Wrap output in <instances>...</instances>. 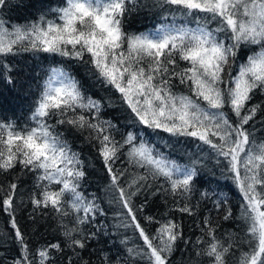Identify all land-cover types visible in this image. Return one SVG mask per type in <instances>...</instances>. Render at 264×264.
<instances>
[{
    "label": "snow or ice",
    "instance_id": "snow-or-ice-1",
    "mask_svg": "<svg viewBox=\"0 0 264 264\" xmlns=\"http://www.w3.org/2000/svg\"><path fill=\"white\" fill-rule=\"evenodd\" d=\"M25 6L0 0L4 85L23 74L16 57L44 53L76 61L111 95L96 98L70 65L50 66L28 122L0 119V210L12 229L0 247H17L0 264H96L98 248L99 264H177L178 249V264H264V101L252 103L264 96V0H41L35 18L13 22ZM141 11L160 23L127 31ZM116 107L123 126L103 115ZM60 126L95 149L107 177L99 193L85 187L96 164ZM219 180L235 185L238 210ZM157 199L165 211L148 213ZM28 205L33 233L51 220L63 242L33 248L17 221ZM172 212L201 234L185 237ZM108 240L114 251L99 247Z\"/></svg>",
    "mask_w": 264,
    "mask_h": 264
},
{
    "label": "trees",
    "instance_id": "trees-1",
    "mask_svg": "<svg viewBox=\"0 0 264 264\" xmlns=\"http://www.w3.org/2000/svg\"><path fill=\"white\" fill-rule=\"evenodd\" d=\"M41 0H24L25 7L13 9L10 13L12 21L17 23H23L25 20L35 18L37 9L40 6ZM45 4H52L55 6L58 0H43ZM143 2V0H142ZM151 2V0H149ZM34 5V6H28ZM160 23L158 15L154 12L141 11L138 13H133L130 19L127 20L125 24V28L130 32H142L145 30H149L155 27L156 24ZM15 61H18L16 67L22 68L23 74L19 76H14L16 80V86L13 88L10 85H4V82L0 80V119L7 118L10 120H16L21 125L28 122L29 115L34 107L35 97L38 95L39 85L42 83L43 79L46 76L47 69L50 66H59L61 64L70 65L71 70L78 76L79 79L82 80L85 87L89 89V91L96 97L101 98L107 93V90L101 91L99 85L96 87H90L91 81L84 75L83 68L76 61H68L62 60L61 57L56 56L52 57L47 54L41 53L37 57H33L31 53H22L20 56L15 58ZM181 90H183V86H181ZM113 99L118 102V94L113 95ZM264 101V96L257 95L252 103H260ZM103 115L106 119H113L118 122L121 126L124 124L123 120V112L119 107L116 108H106ZM60 130L65 131L67 138L72 141L73 137L75 140L73 142V147L82 152V156L85 159H91L95 164L96 168L88 169L90 176L88 177L85 187L88 192H100L101 187L106 183L107 177L102 170L100 165V161L95 159L97 153L95 149L92 148L90 144L84 141V137L74 130L67 128L66 126H60ZM86 135V133H85ZM161 136H167L166 133H160ZM182 140L187 141L189 146H192L196 143L191 138H181ZM194 151V148L192 149ZM175 156L176 154L173 153ZM217 175H219V170L216 169ZM208 177L201 178V184L207 185ZM0 182H3V177H0ZM219 184L222 186L223 190L227 192L230 196L231 203L234 211L238 210V204L241 199L240 193L236 189L235 185L229 180H219ZM31 185V179L26 178L22 182V187L26 190ZM20 195H23L25 201L27 202V192H21ZM171 203V202H169ZM105 208L108 205L105 203L103 205ZM31 210V205H28L26 208H23L17 212V221L21 226V229L25 231L27 234L31 236L30 243L33 248H35L38 244L44 243L45 240H60L63 242V238L58 235V233L54 232L53 229L55 227L54 222L51 220L48 221L47 225L41 222V226L37 233H33L32 226L33 222L28 218V212ZM146 211L150 214H162L165 211V206L159 202H157L146 209ZM171 215L178 221H182L183 223V231L185 237H190L193 241L196 236L200 235L199 229L195 227L193 223V218L188 216H181L179 212H172ZM215 216V213H213ZM221 224V231L224 229H231L232 222L231 221H222L221 218H216ZM111 222V218H110ZM155 228V225L151 226ZM12 232L11 226L9 224V217L6 212L0 210V238H4L8 236ZM112 240H116L118 244V239L113 237ZM100 248H104L106 251L111 250L114 251L115 245L112 244L111 240H108L102 243ZM182 248L183 245H180ZM0 252L8 257H12L17 253V247L13 243V241H8L7 247H0ZM85 259L89 258L88 251L84 252ZM99 248L97 253L91 256V259L96 261V264H99ZM187 252L184 253V259H187ZM181 256V252L178 249L176 253L173 255V260L179 262Z\"/></svg>",
    "mask_w": 264,
    "mask_h": 264
}]
</instances>
